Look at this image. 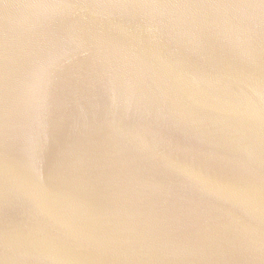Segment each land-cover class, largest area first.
Here are the masks:
<instances>
[{
  "label": "water",
  "instance_id": "obj_1",
  "mask_svg": "<svg viewBox=\"0 0 264 264\" xmlns=\"http://www.w3.org/2000/svg\"><path fill=\"white\" fill-rule=\"evenodd\" d=\"M0 264H264V0H0Z\"/></svg>",
  "mask_w": 264,
  "mask_h": 264
}]
</instances>
